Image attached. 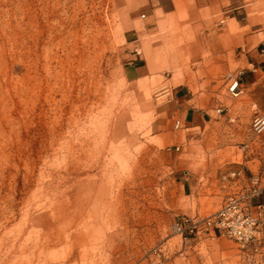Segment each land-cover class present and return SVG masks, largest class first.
<instances>
[{"label":"rangeland","instance_id":"374dc122","mask_svg":"<svg viewBox=\"0 0 264 264\" xmlns=\"http://www.w3.org/2000/svg\"><path fill=\"white\" fill-rule=\"evenodd\" d=\"M259 111L264 0H0V264H264V213L185 230L264 176Z\"/></svg>","mask_w":264,"mask_h":264},{"label":"built area","instance_id":"2783aa9c","mask_svg":"<svg viewBox=\"0 0 264 264\" xmlns=\"http://www.w3.org/2000/svg\"><path fill=\"white\" fill-rule=\"evenodd\" d=\"M241 79V75H228V92L232 97H239L244 93L245 86ZM223 110V106L217 108L218 113H222ZM180 124L181 121H178L177 127H180ZM251 129L258 136L264 135V112L259 111L254 115ZM232 176L236 177L234 181L249 182L238 193L230 195L218 211L203 218L186 219V224L190 225L185 230L189 229L196 236L203 234L211 237L226 236L236 241L241 248H246L259 239L264 204L255 203V199L264 194V176L246 177L243 168L233 171Z\"/></svg>","mask_w":264,"mask_h":264},{"label":"crops","instance_id":"0c3cea01","mask_svg":"<svg viewBox=\"0 0 264 264\" xmlns=\"http://www.w3.org/2000/svg\"><path fill=\"white\" fill-rule=\"evenodd\" d=\"M211 45V43H210ZM195 50H191L189 47V51L190 53H196L199 50H202L205 48V46L203 44H200V42H196L195 43ZM250 59H248L249 61ZM257 63V61H249L250 65L255 66V64ZM138 69V68H137ZM257 70V69H256ZM184 95H180L179 98L180 99H184ZM209 116H211V114L207 111H202L201 109H197L195 107H189L186 110V114H185V122L187 123L188 126L191 127H197L200 124H203L204 122H207V120L210 118Z\"/></svg>","mask_w":264,"mask_h":264}]
</instances>
